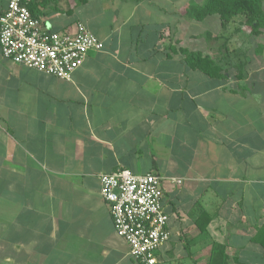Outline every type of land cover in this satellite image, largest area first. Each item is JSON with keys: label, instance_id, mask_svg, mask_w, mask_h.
<instances>
[{"label": "crops", "instance_id": "1", "mask_svg": "<svg viewBox=\"0 0 264 264\" xmlns=\"http://www.w3.org/2000/svg\"><path fill=\"white\" fill-rule=\"evenodd\" d=\"M203 1L31 2L43 27L80 22L103 47L70 79L0 51V264H140L100 193L117 168L163 177L158 264H264V29L186 14Z\"/></svg>", "mask_w": 264, "mask_h": 264}, {"label": "built area", "instance_id": "2", "mask_svg": "<svg viewBox=\"0 0 264 264\" xmlns=\"http://www.w3.org/2000/svg\"><path fill=\"white\" fill-rule=\"evenodd\" d=\"M102 47L80 22L73 32L43 27L25 0H7L0 10L1 54L26 67L70 79L86 54ZM162 181L155 172L136 174L126 168L100 174V193L108 204L114 230L140 264H158L155 250L169 237Z\"/></svg>", "mask_w": 264, "mask_h": 264}, {"label": "trees", "instance_id": "3", "mask_svg": "<svg viewBox=\"0 0 264 264\" xmlns=\"http://www.w3.org/2000/svg\"><path fill=\"white\" fill-rule=\"evenodd\" d=\"M32 1H26V5L32 14L37 16V12L33 10ZM263 2L264 0H204L202 4H188L185 7V12L195 20H202L209 15L216 14L219 16L222 26H225L233 17L238 16L241 24L246 25L252 34H259L264 29ZM180 52L189 67L199 69L207 75H222L220 68L217 67V62L209 55L186 48H180ZM253 239L264 250V222L258 228ZM216 248H219L222 253V246L216 245ZM216 260L217 257L211 264L217 263Z\"/></svg>", "mask_w": 264, "mask_h": 264}, {"label": "rangeland", "instance_id": "4", "mask_svg": "<svg viewBox=\"0 0 264 264\" xmlns=\"http://www.w3.org/2000/svg\"><path fill=\"white\" fill-rule=\"evenodd\" d=\"M203 24V23H202ZM205 24V23H204ZM213 56H214V54H213ZM226 69H228V67L226 68ZM230 69H232L231 67H230ZM237 69L236 68H233V72L234 71H236Z\"/></svg>", "mask_w": 264, "mask_h": 264}]
</instances>
